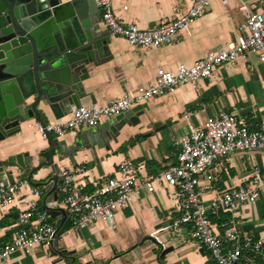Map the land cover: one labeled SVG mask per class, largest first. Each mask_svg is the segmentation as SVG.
<instances>
[{
    "label": "crops",
    "instance_id": "0c3cea01",
    "mask_svg": "<svg viewBox=\"0 0 264 264\" xmlns=\"http://www.w3.org/2000/svg\"><path fill=\"white\" fill-rule=\"evenodd\" d=\"M227 1L212 0L206 13L192 24L190 32H180L171 44L134 47L126 39L109 32L113 59L95 72L88 87L92 96L86 97L83 105L93 104L92 100L106 104L126 92L148 86L161 70L191 65L209 51L236 40L238 26L244 21L239 9L243 1L264 9V0ZM191 2L113 0V7L121 20L151 28L185 13ZM100 25L107 30L102 22ZM144 104L140 123L122 128L109 142L110 148L89 147L83 143L73 160L65 158L59 163L61 170L83 168L84 172L77 179L92 192L105 178L114 176L124 160L144 164L141 173L148 176L175 164L190 125L203 127L210 118L231 113L249 129L259 127L264 123V63L255 54L248 53L235 63L216 67L213 75L201 79L197 87L179 86L174 92ZM44 120L56 119L49 115L44 116ZM81 130L62 138L72 143ZM45 139L31 120L23 124L21 133L0 143V161L8 162L10 156L21 153L36 155L44 148ZM131 140L135 142L129 144ZM256 168L264 173L263 150L237 151L217 160L210 169L212 178L202 179L198 190L209 202L243 184ZM13 170L16 181H27L28 184L14 204L0 205V244L13 242L23 226L32 227L30 222L18 223V212L24 208L21 197L28 195L33 187H39L44 190L40 200L44 208L48 193L44 185L37 186L28 181V170ZM51 174L50 168L43 169L35 172L32 179L35 183L45 182ZM155 187L153 192L142 190L126 207L117 210L114 226L97 221L83 230L71 229L59 237V245L71 252L69 260L52 255L49 245H40L30 253L15 254L0 264H217L208 252L198 249L192 224L178 223L180 197L177 188L164 182L156 183ZM215 218L212 223L218 233L224 224L234 220L243 235L264 241V191L256 202L242 204L234 213L222 212ZM57 220L51 216L53 224L56 225ZM263 257L264 253L246 252L239 264H264Z\"/></svg>",
    "mask_w": 264,
    "mask_h": 264
},
{
    "label": "built area",
    "instance_id": "2783aa9c",
    "mask_svg": "<svg viewBox=\"0 0 264 264\" xmlns=\"http://www.w3.org/2000/svg\"><path fill=\"white\" fill-rule=\"evenodd\" d=\"M227 3V0H222ZM212 0H192L190 8L180 16L151 28H141L135 23L121 20L113 7V0H96L101 19L106 29L120 36L134 47L149 48L173 43L180 32H190L192 24L201 18ZM244 21L238 26V37L225 46L209 51L191 65L182 64L176 70H161L154 82L106 104L93 103L75 109L66 120L56 119L42 125L35 121L37 131L46 138L47 133L62 138L72 131L96 127L121 113H126L139 104L174 92L179 86L197 87L198 82L210 78L216 67L235 63L248 53H253L264 63V9L253 7L243 1L239 6ZM178 161L159 170L152 176L141 173L144 164L124 160L116 174L105 178L92 192L77 177L83 168H64L60 174V205L72 216L71 229L80 231L91 223L104 221L114 226L115 212L126 207L146 189L153 192L156 183L164 182L177 188L180 197L178 223H190L194 229L197 247L204 250L217 264H239L246 252L264 253V241L243 235L238 225L231 220L218 233L212 217L222 212L234 213L246 203L256 202L264 191V173L256 168L251 178L238 187L225 191L207 202L199 189L202 179L210 180L211 167L222 158L237 151H264V123L249 129L231 113L210 118L203 127L190 125L189 133L182 139ZM27 181H15L0 186V205L14 204ZM44 190L33 187L28 195L21 197L24 206L18 212V223L23 226L13 242L0 244V263L18 253H30L40 245H50L56 238V226L48 211L41 207ZM264 258V257H263Z\"/></svg>",
    "mask_w": 264,
    "mask_h": 264
},
{
    "label": "water",
    "instance_id": "95a60500",
    "mask_svg": "<svg viewBox=\"0 0 264 264\" xmlns=\"http://www.w3.org/2000/svg\"><path fill=\"white\" fill-rule=\"evenodd\" d=\"M101 22L96 0H0V143L21 133L23 124L31 120L42 125L44 116L66 120L92 96L89 82L98 68L113 59L110 33ZM145 107L139 104L105 124L87 127L72 143L47 133L45 146L36 155L21 153L0 161V186L15 183L17 168L28 170V181L48 191L44 208L58 219L56 238L49 245L52 255L71 257L59 245V237L72 224V216L59 204V163L73 160L83 143L110 148L109 142L122 128L140 123ZM47 168L52 173L49 178L35 183L34 173Z\"/></svg>",
    "mask_w": 264,
    "mask_h": 264
},
{
    "label": "trees",
    "instance_id": "16d2710c",
    "mask_svg": "<svg viewBox=\"0 0 264 264\" xmlns=\"http://www.w3.org/2000/svg\"><path fill=\"white\" fill-rule=\"evenodd\" d=\"M134 142H135V140H131L129 144H132V143H134ZM215 219H216L215 216H213V217H212V220L215 221ZM226 219H227V221H228L229 217L227 216ZM226 219H225V220H226ZM71 263H72V261H71ZM72 264H74V263H72Z\"/></svg>",
    "mask_w": 264,
    "mask_h": 264
}]
</instances>
